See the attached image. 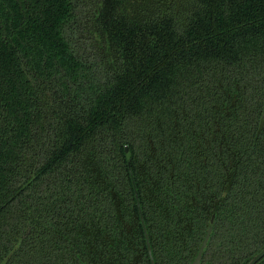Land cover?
I'll return each instance as SVG.
<instances>
[{"label":"trees","instance_id":"1","mask_svg":"<svg viewBox=\"0 0 264 264\" xmlns=\"http://www.w3.org/2000/svg\"><path fill=\"white\" fill-rule=\"evenodd\" d=\"M135 191L154 264L264 247V0H0V264H151Z\"/></svg>","mask_w":264,"mask_h":264},{"label":"water","instance_id":"2","mask_svg":"<svg viewBox=\"0 0 264 264\" xmlns=\"http://www.w3.org/2000/svg\"><path fill=\"white\" fill-rule=\"evenodd\" d=\"M125 156H126L128 167L130 169V151H129V147L128 146H125ZM135 197H136V200H137V207H138V210H139L140 219H141V223H142L144 234H145V241H146V246H147V250H148V254H149V258H150V263L154 264L153 256L151 254V248H150V243H149V239H148V234H147L146 227H145V224H144L143 214H142V211L140 209V204L138 202V196H137V192L136 191H135ZM213 221H214V217L212 216L210 218V222H209V226H208V228L206 230V234H205V236H204V238L202 240L201 245L199 246L198 252L196 253L195 257L193 258V260L189 264H202L201 259H202L203 250L206 247L208 239H209L210 234L212 232ZM263 257H264V247L257 254H255L250 259V261L247 264H256Z\"/></svg>","mask_w":264,"mask_h":264}]
</instances>
